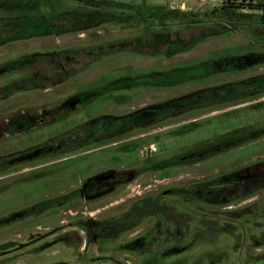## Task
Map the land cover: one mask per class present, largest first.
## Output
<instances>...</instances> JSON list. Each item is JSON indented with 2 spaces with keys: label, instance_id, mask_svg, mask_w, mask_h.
Segmentation results:
<instances>
[{
  "label": "rangeland",
  "instance_id": "374dc122",
  "mask_svg": "<svg viewBox=\"0 0 264 264\" xmlns=\"http://www.w3.org/2000/svg\"><path fill=\"white\" fill-rule=\"evenodd\" d=\"M102 1L105 4H101L98 11L95 10L98 7L78 0H0V64L37 54V68L45 69L48 75L44 88L23 90L0 98V118H7L16 107L39 109L43 104L54 106L64 95L101 84L109 78L118 80L123 75L136 76L154 68L163 71L197 60L225 59L227 73L205 82L152 93L146 98L165 99L176 89L181 94L193 88L245 80L264 73V13L256 7L258 0H226L235 5L236 16L233 19L220 8L224 0ZM136 5L139 7L137 17L142 16L138 21L128 10ZM115 9L118 17L113 22H104L87 30H60L61 14L74 18L76 15L90 16L92 12L112 14ZM170 10H178L179 17H160ZM183 12L186 15H181ZM212 14L226 15V18L220 20ZM29 24L37 26L41 33L27 39L11 40L13 27ZM151 31L162 33L164 44L177 38L186 46L176 54H166L164 45L151 54H136L124 47L106 48L103 54L95 53L91 57L79 54L66 60V71L71 76L58 80L59 76H65L59 65L62 50L117 40L140 38L139 42H143L144 36L146 40L150 39L148 34ZM141 49L148 48L142 45ZM12 72L0 76V85L24 74ZM130 89H133L129 91L132 95L151 91L143 85ZM122 93L116 92L115 96ZM138 98L134 97L135 100ZM239 102L243 107L237 111V119L228 117L223 127L214 123L203 128L206 126L203 124L185 130L173 142L167 141L163 145L142 142L130 146L131 151L119 150L114 157L111 152L101 150L87 157L63 160L68 154L58 142L59 138L75 125L93 117L96 102L88 103L51 124L36 126L17 136L0 138V160L14 154L15 160L21 162L22 154L27 151L31 157V161L16 166L4 165L0 169V264H259L257 256L264 253V180L252 192L217 205L192 196L185 198L171 190V187L191 188L194 182L209 179L225 167L229 171L236 166L264 160V92ZM126 105L123 109L120 106L121 109H128ZM189 117L188 113L180 115L179 125ZM160 131L164 133L167 129ZM218 132L221 136L237 133L245 137L241 143L215 158L180 160L175 169L161 166V173L154 172L155 168L148 169L147 165L152 161L145 158L147 147L155 148L152 156L159 161L172 152L181 156L202 147L220 136ZM119 146L122 145L113 147ZM170 148L174 149L170 151ZM153 166L156 167L155 164ZM107 168L125 172L129 177L116 184L112 191L93 199L73 197L67 204L23 213L24 209L44 199L75 190L81 183L80 179L99 174ZM215 168H218L217 173L213 172ZM159 191L165 193L163 202L174 206L182 215L184 226L182 233L176 236L171 233L173 226L169 224L168 231L157 237L154 248L160 254L168 247L184 246L185 250L179 254L159 256L126 252L119 248L124 242L152 228L155 223L153 216L141 218L134 228L122 232L113 228L102 233L92 230L87 234L90 223L102 226L117 221L131 203Z\"/></svg>",
  "mask_w": 264,
  "mask_h": 264
},
{
  "label": "flooded vegetation",
  "instance_id": "af4514ba",
  "mask_svg": "<svg viewBox=\"0 0 264 264\" xmlns=\"http://www.w3.org/2000/svg\"><path fill=\"white\" fill-rule=\"evenodd\" d=\"M226 3L227 1L224 0L221 2L220 6ZM99 9L100 8L95 10L99 11ZM128 10L133 13L137 21L141 19L140 17L142 16L139 18L137 17V13L139 11V7L137 5L135 8L133 6ZM115 11L116 9L114 12H112V14H110L111 12H106L107 14H100L102 12H96V14L92 12L90 16L77 15L79 17L77 18L79 22L74 25L64 24L62 26L61 32L67 30H87L104 22H113L116 20V17H118V13ZM170 11L175 15V17L172 18L179 17L178 10ZM183 13H181V15H186L185 12ZM212 15L217 16L214 14ZM221 15L217 16L220 18V20H222V18H226L225 16ZM127 16H130V14H127ZM100 17H106V19L99 21ZM37 33L41 32H39L36 27H31L28 25L27 27L16 26L13 27L11 40L14 41L18 39H27L33 37ZM148 36L150 39L146 40V36H144V39L142 40L143 42H139L140 38L137 40H117L115 42L107 41L100 43L98 46L90 45L84 46L82 48H67L62 50L59 54V65L60 69L62 71L64 70L65 76L63 78L59 76L58 80L61 79L62 81L66 79L68 75L71 76L70 72L66 71V69H68L65 66V63L67 62L66 60H69L71 57H77L79 54H84L85 56L91 57L94 56L95 53L103 54V52L106 51V48L110 50L123 47L132 50L131 52H135L136 54L146 52L151 54L158 52V49L163 48V45L165 46L166 54H176L186 46L184 45V42L179 43L177 38L164 44L162 40L163 35L160 32L151 31L149 32ZM142 45L148 49H141ZM38 58L39 56H37V54L29 56L25 55L11 61H7L4 64H0V76L10 71H13L14 73H17L18 71L24 73L19 78L0 85V98L20 93L23 90L44 88L46 86L48 75H46L45 69L41 71L39 68H37L39 65ZM36 68L38 70H36ZM29 69L30 71L28 72ZM225 73H227L226 60L219 58L197 60L182 66H172L169 69L163 71L162 69L154 68L151 72L147 71L136 76L125 77V75H123L118 80L109 78L106 82H102L101 84L93 86L89 85L88 87L80 88L72 93L64 95L59 103L54 106H46L43 104L39 109L31 106L14 108L7 118H0V138L4 136H17L18 134H21L22 132H25L36 126L51 124L56 120L68 117L69 114L75 112V110L88 103L96 102L97 105L95 107L96 109L94 111L93 117L87 121H83L75 125L69 129L67 133L63 134L59 138L58 142L60 141V145L62 144L61 147H63V149L66 150L68 154L67 157L63 158V160L77 158L78 156L87 157L90 153L101 150L111 152V156L114 157V153L118 152L119 150L129 149L131 151L132 149L130 146H135L137 144H141L142 142L148 143L151 141L152 144L163 145V143L166 144L167 141L173 142L174 139L179 137L180 133L184 134L185 130L187 129L198 128L203 124H206V126H203V128L210 127L213 126L214 123L219 124V126L222 125L223 127V124L228 117L237 119V111L243 107V105H239V101L251 95L259 96V94L264 92V73H257L253 77L246 78L245 80H232L229 82L222 81L221 83L214 86L193 88L186 90L187 92L181 94L178 93L176 89L175 93L166 96L165 99H150L146 97L151 96L152 93L157 94L164 92L163 90L166 89H174L186 84L205 82L211 79V77L216 75L220 76L221 74ZM141 85L151 88V91L147 90V92L142 95H132L129 93V91L133 90L130 89L131 87ZM116 92L123 93L119 96H115ZM136 96H139V98L135 100L134 97ZM136 102L138 103L134 105L133 103ZM124 104H127L126 106H129V108L122 110L124 108ZM120 106H122V109ZM112 107L116 109L112 110ZM186 113H188L190 117L187 118V121H184L183 125L180 126L178 118L180 115ZM163 129H167V131L164 133L161 132L160 130ZM163 134H165V136H163ZM218 134L220 135L221 132H218ZM165 137L169 138L166 139ZM244 137L245 135L237 133L229 135L223 134V136L220 135L216 139L214 138V140L210 141L208 144L189 150L181 156H179L177 153L173 154L172 152V154H168L166 158L159 161L153 159L152 156L155 154L152 153V151H156L155 148L152 149L151 147H147L145 158L150 159L149 161H152L148 163L147 167L149 170L151 168H155L154 172L161 173V166L175 169L180 160L215 158L216 156L228 151L236 144L241 143ZM116 144L122 146L114 148L113 146ZM173 149L174 148H170V151ZM22 155L23 161L21 162H17L15 160L16 155L14 154L8 158L1 159L0 169H2L4 165L8 167L16 166L21 163L31 161L28 151ZM154 164L156 167L153 166ZM217 169L218 168H215L213 172L217 173ZM73 170H75V168ZM226 170L227 169L225 167L224 170L221 169L222 172L209 179L194 182L191 188L171 187V190L173 194L179 195L180 193L176 192L175 189L190 192L197 190L200 193H210V197L208 199L200 197L201 199L199 200H202L208 204L217 205L242 197L243 195L248 194L250 191L252 192V190L264 180V160L252 162L251 164L243 166L241 165L239 167L236 166L229 171ZM127 176L129 177V174L125 172H118L115 169L107 168L105 171L99 174L86 176L84 179H82L83 181L80 179L79 181L81 183L76 187L75 190L54 198H49L47 200L44 199L43 202L32 206L29 209H24L23 213H30L33 209H38L40 207L51 208L54 207L55 204H67L73 197L93 199L101 193L112 191L116 184L125 182ZM155 194L147 195L142 198L155 196ZM159 194L160 201L163 202V195L165 193L159 191L156 195ZM190 196L195 197L194 195ZM136 201L131 203L129 208L123 212V216L128 213ZM164 203L169 205L166 202ZM169 206L175 209L174 206ZM146 216L155 217V223L152 228L128 241L142 238L151 231V234L148 235V238L144 237L142 239L144 242L142 244V249L146 251L143 254L174 256L185 250L184 246H171L161 250L159 254V252L154 248L155 242L157 237H160L164 231H168V225L171 223H167L166 228L164 227L160 233H153L152 230L155 227L158 219L152 214ZM121 218L122 216L117 219V221L111 222L108 225L102 224V226H100L99 223H90V226H87V234H89V231L92 232V230H95V233H102V231L105 229L108 230L116 228L114 227V224ZM171 233L176 234L174 228ZM176 236L179 235L176 234ZM151 239L153 240V244L151 243ZM119 248L122 249L121 247ZM122 250L126 252L131 251L139 253L137 250ZM256 261L259 264H264V253H260L259 256H257Z\"/></svg>",
  "mask_w": 264,
  "mask_h": 264
},
{
  "label": "trees",
  "instance_id": "16d2710c",
  "mask_svg": "<svg viewBox=\"0 0 264 264\" xmlns=\"http://www.w3.org/2000/svg\"><path fill=\"white\" fill-rule=\"evenodd\" d=\"M78 1L88 6L98 7V8L101 7L100 6L101 4L102 5L105 4L104 1L102 0H96L95 2L94 0H78ZM257 2H258V4L256 5L257 9L262 10V12L264 13V0H258ZM220 8H223L224 10H226L227 14L232 19L234 18V16H236V13H235L236 10H235L234 4L232 5V3L227 2L226 4H223ZM68 16L70 15H67L65 13L60 15L61 17L60 18V23H61L60 30L62 29V26L66 24L67 22L71 23L72 25L77 24L79 22V20L77 19L79 17L77 15L74 18L72 17L68 18ZM172 17H175V15L171 11L164 12L161 16V18H164V19H168ZM104 19H106V17H100L99 21L104 20ZM28 26L37 27L32 24H29ZM22 27H27V25L22 26ZM175 191L180 193V195H184L185 198H187L190 195H194L195 197H197L198 200L201 199L200 197L205 198V199H208L210 197L209 196L210 193H203V192L200 193L197 190L190 192V191L175 189ZM161 202L162 201H160V194L155 195V196H148V197L137 200L135 204H133L131 209L128 211V213H126L124 216L122 215V218L118 222H115L114 227L118 228L119 232L125 231L129 228L135 227L140 221V219L143 218L144 216L152 214V215H155L158 219L155 227L152 230L153 233H160V231L164 227L166 228L167 223H171L173 225L175 233L178 235L181 234L182 227L184 226V223L181 220L182 215L179 212H177L173 207H170L164 202L162 203ZM149 234H151V231L148 232L146 235H144V237L148 238ZM144 237L123 243L120 245V247L122 249H127V250H137L139 253L143 254L146 252L145 250L142 249L143 247L142 244L144 243L142 239ZM151 243L153 244V240L151 241Z\"/></svg>",
  "mask_w": 264,
  "mask_h": 264
}]
</instances>
